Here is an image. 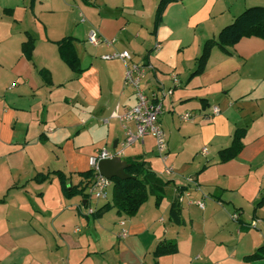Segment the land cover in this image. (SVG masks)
Here are the masks:
<instances>
[{
    "label": "crops",
    "instance_id": "1",
    "mask_svg": "<svg viewBox=\"0 0 264 264\" xmlns=\"http://www.w3.org/2000/svg\"><path fill=\"white\" fill-rule=\"evenodd\" d=\"M159 1L0 0V264H264L244 261L264 246V203L256 209L264 198V40L244 38L231 56L214 47L205 71L189 79L205 42L264 0L171 3L153 34ZM92 30L103 44L87 42ZM27 35L36 41L32 61L21 49ZM67 37L84 70L79 76L59 54L57 43ZM116 51L146 57L149 96L160 85L173 90L160 116L166 156L148 137L122 158L142 156L172 183L159 207L150 196L134 217L112 209L96 219L81 196H64L57 176L33 179L60 171L76 186L91 157L135 129L113 117L135 104L124 63L103 59ZM39 70L49 72L52 86ZM241 128L243 150L221 163L219 152ZM182 187L178 226L169 214ZM172 240L178 252L155 258L157 246Z\"/></svg>",
    "mask_w": 264,
    "mask_h": 264
},
{
    "label": "trees",
    "instance_id": "2",
    "mask_svg": "<svg viewBox=\"0 0 264 264\" xmlns=\"http://www.w3.org/2000/svg\"><path fill=\"white\" fill-rule=\"evenodd\" d=\"M182 0H160L154 19V27L152 33L155 34L162 22L163 14L166 7L171 3L180 2ZM11 14L12 11H5ZM28 39L22 44V53L28 61H32V55L35 48V39L31 35H27ZM258 37L264 40V6H253L245 9L234 21L221 29L215 39L205 42L201 56L196 61V69L189 79L201 75L206 68L211 51L214 47H218L227 55H234L232 48L242 39ZM61 59L69 66L72 72L79 76L83 73L80 59L74 48V39L71 37L64 38L57 43ZM146 61V57L143 58ZM147 63V61H146ZM39 75L47 86H52L51 77L48 71L39 70ZM246 130L244 128L237 129L232 138L230 147L219 152L221 163H227L238 157L243 150V139ZM127 167L125 173L129 176L126 180L118 178L112 179V197L111 201L103 205L100 209L93 213L96 219L102 218L107 212L116 209L118 214L134 217L140 208L149 200L150 196L155 197V206L159 207L165 197L166 188L171 185V181H165L154 173L142 156L125 159ZM57 176L66 198L81 196L86 201V208L89 204L87 189L95 178L93 169L79 173L78 175L84 179V182L73 186L70 184V177H67L60 171L48 172L46 174H38L33 179L36 183H44L50 180L51 176ZM71 187H70V186ZM186 188H178L177 194L171 201L169 221L175 225L183 226L181 198ZM6 198L0 200L4 203ZM264 203V198L258 203L256 209ZM178 252L177 243L175 241L161 242L155 252L154 257L173 255ZM264 259V246L259 248L254 254L244 257L247 263L260 261Z\"/></svg>",
    "mask_w": 264,
    "mask_h": 264
},
{
    "label": "built area",
    "instance_id": "3",
    "mask_svg": "<svg viewBox=\"0 0 264 264\" xmlns=\"http://www.w3.org/2000/svg\"><path fill=\"white\" fill-rule=\"evenodd\" d=\"M87 42L91 45H101L104 40L100 36L97 30H92ZM110 45L113 42H108ZM104 60L122 61L126 67L124 84L126 87L131 88L135 97V104L126 109H122L119 112V108L113 113V117L118 118L123 124H134L135 129L128 128L126 137L122 140L116 148L107 150L102 149L96 156H93L89 160L91 169L95 171V178L90 183L87 194L89 201L107 199L109 190L112 188V180H109L99 174L98 163L102 160H112L116 158H123L127 149L135 146L137 143L144 141L146 138L151 137L156 144V150L160 157H165L167 152V140L164 129L160 122V116L164 109V100L173 94L171 88H166L162 85L158 87L149 96L143 86L144 80L147 74L150 72L151 67L146 61H135L133 56L128 51H116L111 54L103 56ZM174 84H178V79L173 78ZM220 110L214 108V114H218ZM191 115L186 114L183 119L189 120ZM107 122V120H105ZM198 206L203 208V204L198 202ZM94 209L87 207L86 214H93ZM238 214L233 213L232 219L238 221ZM121 237H125V233L121 234Z\"/></svg>",
    "mask_w": 264,
    "mask_h": 264
},
{
    "label": "water",
    "instance_id": "4",
    "mask_svg": "<svg viewBox=\"0 0 264 264\" xmlns=\"http://www.w3.org/2000/svg\"><path fill=\"white\" fill-rule=\"evenodd\" d=\"M126 167L127 163L125 160H122V158L102 160L98 163L99 174L109 180L114 178H118L120 180L128 179L129 176L125 173Z\"/></svg>",
    "mask_w": 264,
    "mask_h": 264
},
{
    "label": "rangeland",
    "instance_id": "5",
    "mask_svg": "<svg viewBox=\"0 0 264 264\" xmlns=\"http://www.w3.org/2000/svg\"><path fill=\"white\" fill-rule=\"evenodd\" d=\"M107 150H110V148H107ZM111 197H112V190H109V199H100V200H92V199H90L91 200L90 202L99 203L100 207H102L105 204V202L111 200Z\"/></svg>",
    "mask_w": 264,
    "mask_h": 264
}]
</instances>
